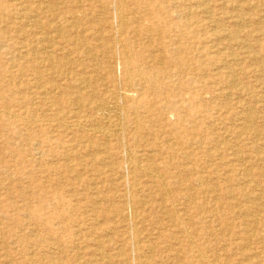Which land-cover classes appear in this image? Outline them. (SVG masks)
<instances>
[{
  "label": "rangeland",
  "instance_id": "rangeland-1",
  "mask_svg": "<svg viewBox=\"0 0 264 264\" xmlns=\"http://www.w3.org/2000/svg\"><path fill=\"white\" fill-rule=\"evenodd\" d=\"M0 12V110L18 114L0 119V264H264V0ZM127 72L138 129L119 110L109 143L91 104L121 102Z\"/></svg>",
  "mask_w": 264,
  "mask_h": 264
},
{
  "label": "bare ground",
  "instance_id": "bare-ground-1",
  "mask_svg": "<svg viewBox=\"0 0 264 264\" xmlns=\"http://www.w3.org/2000/svg\"><path fill=\"white\" fill-rule=\"evenodd\" d=\"M74 1V0H73ZM123 1V0H122ZM10 2V1H9ZM205 2V1H204ZM8 3V2H7ZM42 3V2H41ZM76 3V2H75ZM22 4V3H21ZM36 4V3H35ZM257 4V3H256ZM49 5V4H48ZM51 7V6H50ZM189 8V7H188ZM46 9V8H45ZM60 9V8H59ZM63 9V8H62ZM66 9V8H65ZM100 9V8H99ZM43 10V9H42ZM205 10V9H204ZM229 10H231V9H229ZM44 11V10H43ZM59 11V10H58ZM87 11V10H86ZM208 11V10H207ZM210 11V10H209ZM235 11V10H234ZM72 12V11H71ZM246 12V11H245ZM1 13V12H0ZM56 13V12H55ZM65 13V12H64ZM69 13V12H68ZM86 13V12H85ZM124 12H122V14H123ZM201 13V12H200ZM125 14V13H124ZM241 14V13H240ZM200 15V14H199ZM64 16H66V15H64ZM68 16V15H67ZM143 16V15H142ZM177 16V15H176ZM243 18H244V16H242ZM30 18V17H29ZM48 18V17H47ZM94 18V17H93ZM70 19V18H69ZM114 19H116V18H114ZM120 19V18H119ZM122 19V18H121ZM193 19V18H192ZM206 19V18H205ZM261 19V18H260ZM25 20V19H24ZM59 20V19H58ZM95 20V19H94ZM125 20V19H124ZM18 21V20H17ZM91 21V20H90ZM116 21V20H115ZM195 21V20H194ZM210 21V20H209ZM220 21V20H219ZM225 21V20H224ZM27 22V21H26ZM55 22V21H54ZM58 22V21H57ZM97 22V21H96ZM95 22V23H96ZM40 23V22H39ZM122 23V22H121ZM126 23V22H125ZM203 23V22H202ZM248 23V22H247ZM25 24H27V23H25ZM97 24V23H96ZM120 24V23H119ZM238 24H239V22H238ZM9 25V24H8ZM58 25V24H57ZM93 25V24H92ZM35 26H37V25H35ZM213 26V25H212ZM215 26V25H214ZM40 27V26H39ZM42 27V26H41ZM240 27V26H239ZM56 28V27H55ZM41 29V28H40ZM116 29V28H115ZM55 30V29H54ZM191 30V29H190ZM240 30V29H239ZM32 31V30H31ZM244 31V30H243ZM117 32V31H116ZM34 33V32H33ZM66 33V32H65ZM222 33V32H221ZM52 34V33H51ZM58 34V33H57ZM119 34H121V33H119ZM223 34V33H222ZM84 35V34H83ZM122 35V34H121ZM120 35V36H121ZM186 35V34H185ZM47 36H48V34H47ZM46 36V37H47ZM75 36V35H74ZM103 36V35H102ZM227 36V35H226ZM90 38V37H89ZM118 38H120V37H118ZM207 38V37H206ZM117 39V38H116ZM208 39V38H207ZM21 41V40H20ZM89 41V40H88ZM117 42H118V39H117ZM122 42V41H121ZM208 42V41H207ZM36 44V43H35ZM85 44V43H84ZM118 44H119V42H118ZM121 44V43H120ZM119 44V45H120ZM118 45V46H119ZM123 46V45H122ZM22 47V46H21ZM120 47V46H119ZM170 47V46H169ZM211 47V46H210ZM221 47V46H220ZM34 48V47H33ZM227 48V47H226ZM44 49V48H43ZM117 49V48H116ZM122 49H124V47H122ZM195 49V48H194ZM199 49V48H198ZM22 50V49H21ZM33 50V49H32ZM49 50H51V49H49ZM30 53V52H29ZM38 54V53H37ZM126 54V53H125ZM21 55V54H20ZM24 55H25V53H24ZM259 55V54H258ZM31 57V56H30ZM33 57V56H32ZM57 57V56H56ZM215 57V56H214ZM126 58H127V56H126ZM261 58V57H260ZM21 59V58H20ZM41 59H43V58H41ZM52 60V59H51ZM259 60V59H258ZM257 60V61H258ZM126 62L127 63H129V60H128V58H127V60H126ZM39 64V63H38ZM130 65V64H129ZM264 66V65H263ZM16 67V66H15ZM119 67V66H118ZM261 69V68H260ZM24 70V69H23ZM262 70V69H261ZM206 73V72H205ZM255 73V72H254ZM257 74H259V73H257ZM130 74L127 72V77H126V80H125V84H126V86H127V88H128V91L127 92H122L121 93V95H120V99H121V102H115L114 104H113V107H108V104H105V103H97V102H92V104H91V108H92V110L93 111H95V113H96V116H95V119H97L96 121H97V123H96V128L94 129V130H88V131H90V133L92 132V133H98L99 135H101L107 142H109V143H111V142H117V143H121V141H122V138H123V136H124V134H126L125 133V125H124V122H123V117H122V113H120L119 112V110H122L123 112H124V110H126L125 112H127V115H128V117H130L131 119H133L134 120V122H135V130L134 131H136L137 132V129H138V117H137V109H138V102H137V97L134 95V94H136V91H135V88L136 87H134V83H133V81H132V79L130 78V76H129ZM260 75V74H259ZM62 76V75H61ZM3 79V78H2ZM58 79V78H57ZM235 80V79H234ZM85 81H87V80H85ZM68 82V81H67ZM232 83V82H231ZM235 83V82H234ZM235 85V84H234ZM103 86V85H102ZM152 86V85H151ZM240 86V85H239ZM242 86V85H241ZM38 87V86H37ZM179 88V87H178ZM236 88V87H235ZM237 88H238V86H237ZM35 89V88H34ZM122 90V89H121ZM157 90V89H156ZM173 90V89H172ZM108 91V90H107ZM118 91V90H117ZM176 91V90H175ZM81 92V91H80ZM119 92V91H118ZM245 93V92H244ZM43 94H45L44 92H43ZM28 95V94H27ZM159 95V94H158ZM171 98V97H170ZM39 100V99H38ZM44 101V100H43ZM111 102V101H110ZM192 107V106H191ZM35 109V108H34ZM231 109V108H230ZM13 110H15V109H13ZM41 110V109H40ZM254 111V110H253ZM13 111H11V110H6V108L4 109V110H0V119L1 118H6V119H11V118H15L16 117V115L18 116V114H13L12 113ZM44 113V112H43ZM143 114V113H142ZM237 114V113H236ZM87 115V114H86ZM20 117V116H19ZM32 117V116H31ZM60 117V116H59ZM245 117V116H244ZM249 117V116H248ZM23 118V117H22ZM25 119V118H24ZM32 119V118H31ZM88 119V118H87ZM6 121V120H5ZM30 121V120H29ZM34 121H36V120H34ZM40 121V120H39ZM67 121V120H66ZM0 122H1V120H0ZM57 122V121H56ZM55 122V123H56ZM91 122V121H90ZM154 122V121H153ZM2 123H3V121H2ZM1 123V125H3ZM7 123V122H6ZM53 123H54V121H53ZM61 124V123H60ZM59 124V125H60ZM103 124H104V126H103ZM126 124V123H125ZM252 124V123H251ZM8 125V124H7ZM63 125H65V124H63ZM4 126H5V123H4ZM39 126H40V124H39ZM76 126V124H74V123H72V124H69V125H66V128H68V129H73L74 127ZM78 127H80L79 125H77ZM251 126V125H250ZM33 127V126H32ZM31 127V128H32ZM4 128V127H3ZM11 128V127H10ZM22 128V127H21ZM82 128V127H81ZM246 128V127H245ZM12 129H14V128H12ZM23 129V128H22ZM1 130V129H0ZM4 130H5V128H4ZM86 130V129H85ZM126 130H127V128H126ZM129 130V129H128ZM13 131V130H12ZM87 131V132H88ZM86 132V133H87ZM89 133V132H88ZM29 135V134H28ZM1 136V135H0ZM134 137V136H133ZM135 137H137V136H135ZM174 138V137H173ZM181 138V137H180ZM18 139V138H17ZM223 139V138H222ZM165 141V140H164ZM28 142V141H27ZM15 143V142H14ZM166 143V142H165ZM11 144V143H10ZM15 145V144H14ZM123 145H125V144H123ZM247 145V144H246ZM18 146V145H17ZM121 146V145H120ZM126 146V145H125ZM179 146V145H178ZM196 146V145H195ZM122 147V146H121ZM173 147V146H172ZM179 147H181V146H179ZM183 147V146H182ZM35 148V147H34ZM126 148V147H125ZM124 148V149H125ZM10 149V148H9ZM127 149V148H126ZM129 149V148H128ZM74 150V149H73ZM123 150V149H122ZM178 151V150H177ZM93 152V151H92ZM128 152H130V151H128ZM152 152V151H151ZM132 153V152H131ZM126 154V153H125ZM180 154V153H179ZM75 156H77V154L75 155ZM184 156V155H183ZM31 157V156H30ZM126 158V157H125ZM174 158V157H173ZM187 158V157H186ZM188 158H189V156H188ZM232 158V157H231ZM148 159V158H147ZM169 159V158H168ZM129 161H130V158L128 159ZM170 160V159H169ZM221 160V159H220ZM246 160V159H245ZM124 161V160H123ZM171 161V160H170ZM231 161V160H230ZM101 162V161H100ZM128 162V161H127ZM130 163V162H129ZM133 165L131 166V169L134 171V172H137L138 173V171L139 172H143L144 174H146V175H151L152 177H157L158 178V176H156L157 174H156V167H147V168H142V167H138L139 165H137V164H135V162H134V160H133ZM182 163V162H181ZM141 164V163H140ZM83 165V164H82ZM155 165H157V164H155ZM220 166V165H219ZM244 166V165H243ZM83 167V166H82ZM163 168H164V166H163ZM109 169H110V167H109ZM130 169V170H131ZM192 170V169H191ZM127 171V170H126ZM229 171V170H228ZM132 172V171H131ZM251 172V171H250ZM117 173V172H116ZM177 173V172H176ZM183 174V173H182ZM239 174V173H238ZM190 175V174H189ZM226 175V174H225ZM262 175V174H261ZM125 175H123V177H124ZM188 176V175H187ZM97 177V176H96ZM122 177V178H123ZM162 177V176H161ZM160 177V178H161ZM239 177V176H238ZM121 178V179H122ZM141 178V177H140ZM147 178V177H146ZM139 180V179H138ZM201 181V180H200ZM76 182V181H75ZM162 182V181H161ZM199 182V181H198ZM207 182V181H206ZM179 183V182H178ZM162 184V183H161ZM220 184V183H219ZM199 185V184H198ZM32 186V185H31ZM68 186V185H67ZM66 186V187H67ZM134 186H137V182L134 184ZM145 186V185H144ZM203 186V185H202ZM196 187V186H195ZM99 188V187H98ZM130 188H132V187H130ZM164 188V187H163ZM166 189V188H165ZM206 190V189H205ZM126 192V191H125ZM159 192V191H158ZM188 192V191H187ZM205 192V191H204ZM217 192V191H216ZM166 193H167V189H166ZM260 193V192H259ZM161 195V194H160ZM159 196V195H158ZM168 196V195H167ZM244 196V195H243ZM126 197V196H125ZM228 197V196H227ZM259 197V196H258ZM248 198V197H247ZM170 199V198H169ZM189 199V198H188ZM231 199V198H230ZM251 199V198H250ZM260 199V198H259ZM186 200V199H185ZM246 200V199H245ZM28 201V200H27ZM107 201V200H106ZM179 202V201H178ZM203 201H201V203H202ZM250 202V201H249ZM125 203V202H124ZM132 204V203H131ZM204 204H206L205 202H204ZM129 205V204H128ZM144 205V204H143ZM74 206V205H73ZM130 206V205H129ZM133 206V205H132ZM141 206V205H140ZM179 207V206H178ZM184 207V206H183ZM222 207V206H221ZM174 208V207H173ZM229 208V207H228ZM128 209H130V208H128ZM127 209V210H128ZM219 209V208H218ZM131 211H132V208H131ZM176 211V210H175ZM195 211V210H194ZM130 212V211H129ZM128 212V214H131V213H129ZM135 212V211H134ZM161 212V211H160ZM215 212V211H214ZM113 213V212H112ZM174 213V212H173ZM176 213V212H175ZM134 214V213H133ZM240 214V213H239ZM251 214H252V212H251ZM136 215V214H135ZM134 215V216H135ZM193 215V214H192ZM241 215V214H240ZM131 216V215H130ZM137 216V215H136ZM177 216V215H176ZM212 217V216H211ZM227 217V216H226ZM248 217H249V215H248ZM255 217V216H254ZM126 218H128V217H126ZM139 218V217H138ZM145 218V217H144ZM256 218V217H255ZM129 219H130V217H129ZM131 219H134V218H131ZM143 219V218H142ZM228 219V218H227ZM134 220H136V218L134 219ZM218 220V219H217ZM216 220V221H217ZM180 221V220H179ZM201 221V220H200ZM215 222V221H214ZM249 222V221H248ZM132 223V222H131ZM130 223V224H131ZM180 223V222H179ZM211 223V222H210ZM227 223H229V222H227ZM199 224V223H198ZM242 225H243V223H242ZM245 226V225H244ZM190 227V226H189ZM207 227V226H206ZM241 227V226H240ZM218 228V227H217ZM131 229H133V228H131ZM206 229V228H205ZM204 229V230H205ZM222 229V228H221ZM188 230V229H187ZM223 230V229H222ZM232 231V230H231ZM195 232V231H194ZM222 232V231H221ZM228 232V231H227ZM135 233V232H134ZM138 233H139V231H138ZM138 233H136L137 234V243H136V245H137V250H138ZM187 233L188 232H186V235H187ZM248 233V232H247ZM140 235H142V234H140ZM254 235H255V233H254ZM90 236V235H89ZM149 236V235H148ZM213 236V235H212ZM234 236H236V235H234ZM190 238V237H189ZM132 239V238H131ZM190 241H191V239H190ZM190 241H188V242H190ZM125 242V241H124ZM123 242V243H124ZM193 242V241H192ZM187 243V242H186ZM193 244V243H192ZM264 244V243H263ZM196 245V244H195ZM140 246V245H139ZM62 247V246H61ZM133 247V246H132ZM136 247V246H135ZM196 247V246H195ZM152 248V247H151ZM102 249V248H101ZM123 249V248H122ZM247 249V248H246ZM136 250V251H137ZM151 250V249H150ZM197 250V249H196ZM133 251V250H132ZM139 251V250H138ZM79 252V251H78ZM98 252V251H97ZM200 254V253H199ZM134 255V254H133ZM105 256V255H104ZM108 256V255H107ZM109 257V256H108ZM174 257V256H173ZM202 257H203V255H202ZM250 257H251V255H250ZM253 257V256H252ZM133 258H135V257H133ZM141 258V257H140ZM131 259V258H130ZM137 260H138V257L136 258ZM169 259V258H168ZM143 260V259H142ZM131 261V260H130ZM127 262V261H126ZM211 263V262H210ZM213 263V262H212ZM60 264V263H59ZM127 264V263H126Z\"/></svg>",
  "mask_w": 264,
  "mask_h": 264
}]
</instances>
